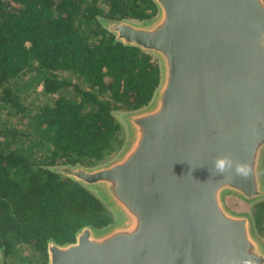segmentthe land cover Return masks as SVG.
Instances as JSON below:
<instances>
[{
	"label": "water",
	"instance_id": "obj_1",
	"mask_svg": "<svg viewBox=\"0 0 264 264\" xmlns=\"http://www.w3.org/2000/svg\"><path fill=\"white\" fill-rule=\"evenodd\" d=\"M153 2L147 20H101L161 69L147 105L115 112L121 150L50 167L97 194L113 221L50 239L46 264H264L250 211L228 203L264 200V0Z\"/></svg>",
	"mask_w": 264,
	"mask_h": 264
},
{
	"label": "trees",
	"instance_id": "obj_2",
	"mask_svg": "<svg viewBox=\"0 0 264 264\" xmlns=\"http://www.w3.org/2000/svg\"><path fill=\"white\" fill-rule=\"evenodd\" d=\"M156 11L153 0H0V102L21 107L13 84L33 71L43 93L68 87L78 95H58L39 108L40 137L34 145L50 147L43 161L20 147L5 148L0 128L3 264H46L50 239L64 243L83 226L100 229L113 221L97 194L50 167L105 160L123 132L115 112L151 100L161 78L158 60L136 46L114 42L101 20L142 21ZM58 71L78 76L109 98H98ZM256 205L255 226L264 234V200ZM27 246L31 252L22 254Z\"/></svg>",
	"mask_w": 264,
	"mask_h": 264
},
{
	"label": "rangeland",
	"instance_id": "obj_3",
	"mask_svg": "<svg viewBox=\"0 0 264 264\" xmlns=\"http://www.w3.org/2000/svg\"><path fill=\"white\" fill-rule=\"evenodd\" d=\"M56 73L58 76L66 77L71 81L77 82L86 89H92V91L96 93L98 98L100 99L105 100L109 98L107 93L99 92L96 88H91L85 81L70 72L58 71ZM13 85L18 89L17 94L19 95L21 107L19 106L18 108H14L13 106L0 102V128L3 132L2 139L4 147L10 149L20 147L23 149L25 154H32L33 159H36L37 162L43 161L45 156L50 151V147L43 148L41 146L34 145L35 139L38 140L40 137V128L38 127V118L36 116L39 108L45 103L52 104L53 100L58 95L63 94L74 98H78V95L68 87L62 88L52 94L43 93L40 76L34 71L29 72L25 77L15 81ZM122 131L123 132L120 136L119 141L115 140L113 148L105 153V160L99 163L113 159L121 150L127 139L126 131L123 125ZM120 141L122 143H120ZM84 165L92 166L93 164ZM34 168H36V165H34ZM228 203L229 206L234 210L247 209L248 211H250L254 221V213L257 209L256 204L259 203V201L251 206H245L241 202L234 199H229ZM262 225L264 226V220L262 221ZM255 230L264 241V234H260L257 231L256 226ZM30 252L31 251L28 246L22 248V254H29Z\"/></svg>",
	"mask_w": 264,
	"mask_h": 264
}]
</instances>
